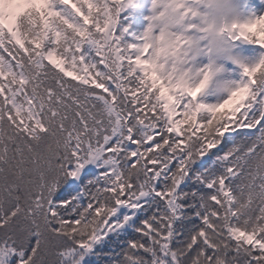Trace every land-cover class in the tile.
I'll list each match as a JSON object with an SVG mask.
<instances>
[{"label":"snow or ice","instance_id":"6c2138e0","mask_svg":"<svg viewBox=\"0 0 264 264\" xmlns=\"http://www.w3.org/2000/svg\"><path fill=\"white\" fill-rule=\"evenodd\" d=\"M0 264H264V0H0Z\"/></svg>","mask_w":264,"mask_h":264}]
</instances>
